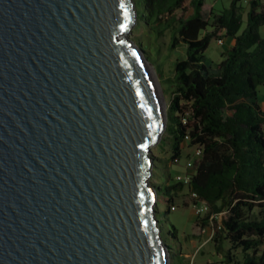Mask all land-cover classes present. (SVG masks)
I'll return each mask as SVG.
<instances>
[{
  "label": "water",
  "instance_id": "obj_1",
  "mask_svg": "<svg viewBox=\"0 0 264 264\" xmlns=\"http://www.w3.org/2000/svg\"><path fill=\"white\" fill-rule=\"evenodd\" d=\"M136 18L133 0H0V264H170Z\"/></svg>",
  "mask_w": 264,
  "mask_h": 264
},
{
  "label": "trees",
  "instance_id": "obj_2",
  "mask_svg": "<svg viewBox=\"0 0 264 264\" xmlns=\"http://www.w3.org/2000/svg\"><path fill=\"white\" fill-rule=\"evenodd\" d=\"M134 3L144 35L151 38L139 41L143 51L167 32L170 50L184 46V57L174 61V91L159 145H169L173 161L181 158L185 140L200 150L186 184L192 199L206 205L195 225L200 231L212 227L216 264H264V109L258 101V86L264 84V1L249 3L244 27L239 0L220 11L205 0ZM224 38L232 45L211 68L204 52L213 39ZM150 183L157 192L158 185ZM183 186L165 184V213ZM154 210L157 214L158 200ZM169 232L176 238V228Z\"/></svg>",
  "mask_w": 264,
  "mask_h": 264
},
{
  "label": "rangeland",
  "instance_id": "obj_3",
  "mask_svg": "<svg viewBox=\"0 0 264 264\" xmlns=\"http://www.w3.org/2000/svg\"><path fill=\"white\" fill-rule=\"evenodd\" d=\"M230 1L205 0V3L209 7H212L214 11H220L228 7ZM238 4L242 13L244 27L246 12L249 6L242 2ZM145 32L146 27L136 18L132 28L124 35L135 46L140 48L139 41L141 39L144 42L146 39L151 40V38L144 35ZM262 34L264 35V31H262ZM168 41L169 33L167 32L163 37L158 39L157 45L150 44L148 49L142 51V55L150 64L155 73L159 88L162 90L165 112H167L172 92L174 91V61L178 58H183L185 55L184 46H178L176 49L170 50ZM232 42L231 38H224L222 44L218 43L215 39L210 42L204 52L205 61L209 67H215L216 63L223 58L225 51L232 45ZM258 101L264 109V84L258 86ZM194 149L195 146L190 145L185 140L182 143L181 158L176 161L171 160L170 147L166 143L164 146H160L158 142L152 145L149 151L154 165L150 169L151 175L148 177V180L158 185V213H155V215H158L161 221L162 238L171 247L169 249L170 264H216L220 261L211 241L212 227L207 225L200 231L198 225H195V222H199V216L204 214L205 211H197L198 205L196 203L198 202L194 201L190 196L188 185L184 184L183 189L175 193L173 204L170 206L169 211L165 213L168 196L163 191V188L166 183L173 184L179 182L180 180L177 179V176L191 173L186 163L192 160ZM173 227L176 228V238L169 234V231H173Z\"/></svg>",
  "mask_w": 264,
  "mask_h": 264
},
{
  "label": "built area",
  "instance_id": "obj_4",
  "mask_svg": "<svg viewBox=\"0 0 264 264\" xmlns=\"http://www.w3.org/2000/svg\"><path fill=\"white\" fill-rule=\"evenodd\" d=\"M251 1L252 0H239V2H242L243 4H249ZM262 28H264V22H263ZM217 42L222 44L223 43V39H218ZM199 154H200V150L198 148H195L194 152H193V157L194 156H199ZM186 165H187V168L189 170H191L192 160L188 161L186 163ZM190 175H191V173H184L181 176H177V179L182 181L184 184H187L190 181ZM192 195H193L194 198H197V195L195 193H192ZM196 205H198V207H197V211L198 212H204L206 210V205L203 202L198 201V203H196Z\"/></svg>",
  "mask_w": 264,
  "mask_h": 264
},
{
  "label": "bare ground",
  "instance_id": "obj_5",
  "mask_svg": "<svg viewBox=\"0 0 264 264\" xmlns=\"http://www.w3.org/2000/svg\"><path fill=\"white\" fill-rule=\"evenodd\" d=\"M149 69H150V71H151V73H152L153 77H154V78H155V80H156L155 73L153 72V70H152L151 66H149ZM156 81H157V80H156Z\"/></svg>",
  "mask_w": 264,
  "mask_h": 264
},
{
  "label": "crops",
  "instance_id": "obj_6",
  "mask_svg": "<svg viewBox=\"0 0 264 264\" xmlns=\"http://www.w3.org/2000/svg\"><path fill=\"white\" fill-rule=\"evenodd\" d=\"M264 1V0H263ZM248 6H249V4H248ZM249 8V7H248ZM262 31H264V28H261V33H262Z\"/></svg>",
  "mask_w": 264,
  "mask_h": 264
}]
</instances>
